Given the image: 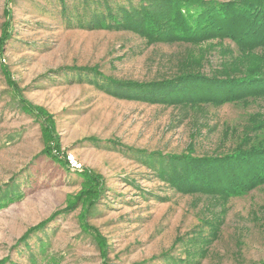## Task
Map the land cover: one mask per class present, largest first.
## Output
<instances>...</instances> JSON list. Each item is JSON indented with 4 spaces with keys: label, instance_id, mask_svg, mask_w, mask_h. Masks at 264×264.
Wrapping results in <instances>:
<instances>
[{
    "label": "rangeland",
    "instance_id": "rangeland-1",
    "mask_svg": "<svg viewBox=\"0 0 264 264\" xmlns=\"http://www.w3.org/2000/svg\"><path fill=\"white\" fill-rule=\"evenodd\" d=\"M60 9L0 0V264H264V183L228 199L181 191L150 160L262 138L264 96L191 108L117 89L186 69L264 72V51L150 43Z\"/></svg>",
    "mask_w": 264,
    "mask_h": 264
},
{
    "label": "trees",
    "instance_id": "trees-1",
    "mask_svg": "<svg viewBox=\"0 0 264 264\" xmlns=\"http://www.w3.org/2000/svg\"><path fill=\"white\" fill-rule=\"evenodd\" d=\"M59 2L60 15L67 21L73 15L74 20L69 23L79 28L132 31L150 43L195 45L209 40H229L238 49L264 51V0ZM243 73L226 75L213 71L208 75L200 69H186L167 79L129 82L117 89L120 97L191 108L224 106L263 97L264 72L251 69L246 72L249 74ZM109 82L112 87L118 84ZM252 125L248 123V127ZM256 126L262 131L259 133L262 138L243 136L247 143H239L227 153L164 155L159 152L151 155L150 160L159 168L158 174L173 176L181 191H203L227 199L245 195L264 183V118Z\"/></svg>",
    "mask_w": 264,
    "mask_h": 264
}]
</instances>
